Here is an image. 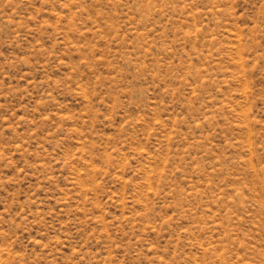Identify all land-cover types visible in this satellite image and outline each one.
I'll return each instance as SVG.
<instances>
[{
    "label": "rangeland",
    "instance_id": "rangeland-1",
    "mask_svg": "<svg viewBox=\"0 0 264 264\" xmlns=\"http://www.w3.org/2000/svg\"><path fill=\"white\" fill-rule=\"evenodd\" d=\"M0 264H264V0H0Z\"/></svg>",
    "mask_w": 264,
    "mask_h": 264
}]
</instances>
